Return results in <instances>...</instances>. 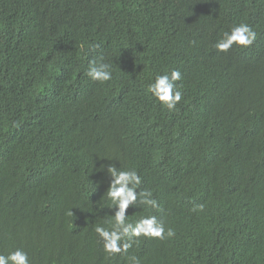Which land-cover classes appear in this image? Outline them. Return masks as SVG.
<instances>
[{"label":"trees","instance_id":"trees-1","mask_svg":"<svg viewBox=\"0 0 264 264\" xmlns=\"http://www.w3.org/2000/svg\"><path fill=\"white\" fill-rule=\"evenodd\" d=\"M242 23L253 44L217 51ZM101 57L103 84L86 75ZM171 70L174 112L147 92ZM110 165L157 202L129 222L173 237L104 252ZM18 248L29 264H264V0H0V254Z\"/></svg>","mask_w":264,"mask_h":264},{"label":"clouds","instance_id":"clouds-1","mask_svg":"<svg viewBox=\"0 0 264 264\" xmlns=\"http://www.w3.org/2000/svg\"><path fill=\"white\" fill-rule=\"evenodd\" d=\"M256 38L257 33L252 27L242 23L232 28L230 32H225L214 47L217 51L227 54L237 49L233 46L234 44L247 48L253 44ZM86 75L101 84L108 82L112 79L110 64L104 63L102 57L99 60H92L89 62ZM180 79L179 70L156 75L153 82L147 86V92L160 104L161 108L174 112L183 96L180 86L176 83ZM100 167L103 170L104 166ZM107 172L110 174L111 180L106 194L111 201L112 208L114 207L116 210L109 222L110 228L98 225L95 227V232L103 241V250L109 257L127 252L132 243L138 242V238L141 236L164 240L175 235L171 228L165 233L163 222L158 221L155 216L142 217L135 223L129 222L126 210L130 205L138 203L156 208L157 202L152 198L151 191L137 192L141 178L134 169L119 170L110 165ZM68 215H72L71 209L68 211ZM130 260L133 264H138L135 257H130ZM0 264H29L28 254L19 248L7 255L0 254Z\"/></svg>","mask_w":264,"mask_h":264}]
</instances>
